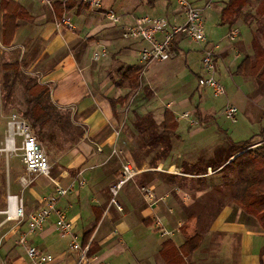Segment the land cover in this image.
<instances>
[{
  "label": "crops",
  "instance_id": "0c3cea01",
  "mask_svg": "<svg viewBox=\"0 0 264 264\" xmlns=\"http://www.w3.org/2000/svg\"><path fill=\"white\" fill-rule=\"evenodd\" d=\"M12 1L22 6L27 16L17 19L10 43L4 44L5 10L0 7V54L5 62H20L25 75L47 85L52 101L68 115L71 125L65 140L60 141L62 149L48 151L49 177L27 172L18 149L21 139L16 137L17 149L7 152L3 149L6 136L1 134L0 152L6 160L4 165L0 161V264H32L19 242L21 238L26 245L52 255L51 264L77 263L79 253L69 249V235H59L54 216L37 232H29L26 221L41 207L42 199L54 193L56 185L69 184L73 185L72 191L61 197L58 205L71 221L77 241L89 243L88 256L95 257L92 264H164L159 253L164 241L170 240L180 250L197 233L202 236L198 247L186 257L179 252L186 264H264V230L240 205L228 200L207 222L204 213L199 215L200 204L194 199L206 192L215 193V197L218 191L223 193L221 182H211L216 176L221 177L220 169L238 153L228 157L230 143L225 140L226 147L216 157L209 155L214 148H206L200 154L202 162L190 159L189 154H177L178 144H183V150L196 145L183 136L181 118L191 135L205 131L209 123L216 125L206 96L210 89L198 85L203 75V45L177 33L170 59L144 63L140 51L145 43L121 37L120 25L132 24L144 15L164 16L167 29L183 24L185 16L175 0H101L99 6L81 0H51L50 4L43 0ZM189 1L201 11L204 26L208 18L214 20V26L205 30V37L217 45L216 78H227L237 88L235 79L241 78L253 89L252 93L262 92L251 100L256 116L247 106L250 94L246 101L240 98L235 102L250 127L248 135H241L236 128L230 136L217 125L214 137L229 138L234 143L251 136L264 138V86L254 77L234 74L243 58L253 54V25H245L242 19L232 25L220 24V11L227 0ZM106 10L119 16L120 22L112 23L104 14ZM63 16L71 22L72 29L59 23ZM242 27L244 40L240 38ZM232 30L236 31V38L231 42ZM162 37V32L157 35L158 40ZM103 48L104 54L94 59V52L101 53ZM127 68H142L141 89L130 91L126 83H116L118 71ZM19 87L20 84L14 88L13 97L19 94ZM143 89L152 96L140 100ZM127 93L126 103L113 104ZM22 96L24 99L25 93ZM179 106L188 108L184 113L189 112V118L177 116ZM165 110H170L178 120V138H172L168 155L159 157L153 151L148 155L149 162L138 166L133 156L138 137L135 114L151 113L156 130L161 132L159 124ZM5 112L21 114L9 107ZM190 119L198 123L192 125ZM203 145L216 146L215 138ZM126 162L144 171L122 187L117 197L121 207L118 209L110 205V187L120 177ZM191 177L200 179L202 187L192 189L188 184ZM142 187L148 188L150 195L141 191ZM8 195L17 196L23 203L25 217L21 221L6 219ZM203 207L208 210V206ZM206 224L208 227L202 229ZM164 230L168 233L164 234Z\"/></svg>",
  "mask_w": 264,
  "mask_h": 264
},
{
  "label": "trees",
  "instance_id": "16d2710c",
  "mask_svg": "<svg viewBox=\"0 0 264 264\" xmlns=\"http://www.w3.org/2000/svg\"><path fill=\"white\" fill-rule=\"evenodd\" d=\"M252 1L227 0L225 7L220 11L219 23L232 25L240 18L246 21L249 14L244 9ZM0 7L5 10L2 39L4 44H9L18 25L17 19L21 16H27V14L22 6L12 0H1ZM259 33L262 39L255 32L252 33L251 47L253 54L246 55L243 58L234 74L254 77L264 83V29L259 30ZM22 67L23 65L17 61L1 64L3 74L1 75L0 94L3 107H8L13 98L14 88L16 85L21 84L25 93V109L21 112V116L31 124L38 141L42 142L46 137H49V132L54 127L62 132L69 129L71 121L68 115L60 112L52 101L50 88L45 84H39L36 78L25 75ZM141 73L142 68L137 70L132 68L120 69L116 83L120 85L126 83L130 91L137 88L141 89ZM143 94L146 98L152 96L150 91L144 89ZM127 99L128 93L119 97L113 104L123 105ZM159 126L162 129L161 132L156 130L151 113L135 114L134 127L138 133L135 140L137 152L143 151L146 156L153 151L159 157L168 155L171 151L172 138H178L176 134L178 120L170 110H165L163 120ZM255 138L256 136H251L247 140L235 143L227 138L230 143L228 157L238 154L220 169L222 180L220 185L223 186L225 198L240 205L244 213L252 217L264 230V138L259 136V146L254 148L252 146ZM135 152L133 151L134 158ZM141 162L143 161L138 160L136 164L140 166ZM193 169L195 167L190 170ZM201 238V233L195 234L186 247L180 250L170 240L164 241L159 251L164 264H186L181 254L186 257L192 253L198 247Z\"/></svg>",
  "mask_w": 264,
  "mask_h": 264
},
{
  "label": "built area",
  "instance_id": "2783aa9c",
  "mask_svg": "<svg viewBox=\"0 0 264 264\" xmlns=\"http://www.w3.org/2000/svg\"><path fill=\"white\" fill-rule=\"evenodd\" d=\"M43 1L48 4L51 3V0ZM81 1L90 6H99L101 0ZM175 2L177 8L185 16L183 24H173L170 29H167L168 22L164 16L144 15L132 24L120 25L121 37L124 39L143 41L145 45L140 51V59L144 63H149L152 61H165L170 59L173 56L172 41L175 34H185L189 40L203 45L201 57L203 75L199 77L198 85L210 89L214 97L224 96L226 93L225 88L216 78L217 45L206 40L204 19L201 11L195 8L189 0H175ZM104 14L112 23L120 22L119 16L112 11L106 10ZM59 23L65 25L68 29H72L73 27L71 22L64 16L60 19ZM161 32L163 33V37L158 40L157 35ZM235 38L236 31L232 30L229 34V40L232 42ZM104 51L105 49L103 48L101 53L94 52L93 58L97 59L100 55L104 54ZM237 113L238 108L235 105H227L223 109V115L231 122H236ZM181 117L189 118L190 113L185 112L181 114ZM190 123L193 125L196 121L190 119ZM16 137L21 139V144L18 149L21 151V159L26 171L30 174L49 177L50 164L48 158L41 144L38 142L31 124L19 114H11L6 122V137L3 149L7 152L15 151V149H17L15 146ZM143 171V168L136 167L130 162H126L122 165L120 177L115 184L110 187V205H114L118 209H121L117 201L120 190L128 182L134 181ZM72 189V184L67 186L56 185L54 193L44 197L41 207L30 214L26 219L28 231L37 232L41 230L44 223L47 222L51 216H54L55 226L59 235H69L71 238L69 249L79 253L76 264H92L95 261V257L93 256L90 258L88 256L90 248L89 243L83 245L77 241L76 234L72 230L71 221L67 218L64 209L58 205L59 199L72 191ZM140 190L150 195V190L148 188L142 187ZM4 213L6 214V219L21 221L25 217L23 203L17 196L8 195L7 208ZM163 233L167 234L168 232L164 230ZM19 242L24 247L26 256L32 264H51L54 261L52 255L36 247L26 245L24 238H21Z\"/></svg>",
  "mask_w": 264,
  "mask_h": 264
},
{
  "label": "rangeland",
  "instance_id": "374dc122",
  "mask_svg": "<svg viewBox=\"0 0 264 264\" xmlns=\"http://www.w3.org/2000/svg\"><path fill=\"white\" fill-rule=\"evenodd\" d=\"M244 11H246L249 15L246 18V21L243 18H240V19L243 20L245 25H248V23L252 24L253 28H254V32L256 30V32H255L256 35L260 39H262L261 34L259 33V30L264 29V2H262V0H253L250 5L245 7ZM242 20H240L239 23H242ZM212 26H214V20L212 18H208L206 20V23H205V30L209 27H212ZM223 31L226 32L227 29L224 28ZM245 35H246L245 29L242 27L240 38L242 40H244L246 38ZM262 43H263V41H262ZM5 61H6V58L4 57V55L0 54V84L2 81L1 75L3 74L1 64ZM220 81L226 90L227 96L224 95V96L214 97L209 90L205 89V90H207L206 96H207L208 104L211 105V112L215 116V119H216L215 120L216 125L213 123H209L205 126V127H207V129L205 131H202L201 133H198L195 135L188 134V128H187L188 125H187L185 119H182L181 115H180V114H182V112L184 113V111L188 108L183 107V106H179V108L177 110L178 111L177 116L178 117L180 116L181 119L179 120V122H180L181 126L184 127L182 134L185 138H187L186 139L187 142L190 141L192 143H196V145L192 146L193 149L183 150V144H181V145L178 144L179 146L177 145V147H178L177 148V154H180V155L189 154L190 159L194 160L196 158L194 161L202 162V160L204 158H200V156L202 154H204L203 151L206 148H214L212 150L211 154H210L211 151L209 150L210 157H216L217 155L222 153V151H223L222 149L224 147H226V144H227L226 142L228 141V139L227 138L224 139L222 137H214L213 132L214 133L216 132L217 125L219 127H221L223 130H225L228 133V135H230V136L232 135V131L235 130L236 128H238L240 130L239 132L241 135H243V133H245L244 135H248L250 127L245 122V115L242 113V110L240 109V107L237 104H235V102L240 101V98L243 100V102L246 101L248 98L247 95L250 94L249 98H248L247 106H248L249 111L253 114V116H256L257 113L255 111H253V109H255V108H254V106H252L251 100L256 98L260 93L262 94V92H259L258 90H254V92L252 93L253 89L250 87L249 84H245V81H243L241 78L235 79L236 84L239 85V88L234 86L233 83L230 82V80H228L227 78L222 77V78H220ZM259 84L261 87L264 86L263 82H260ZM21 94L24 95L22 85H21V87H19V94H17V96L15 94V97L12 98L11 103L8 105V107L10 109L20 111V112H22L25 109V102H24L23 96ZM143 95L144 94H142V96H140V98H141L140 100H143V98H144ZM262 98H264V97H262ZM227 105H235L239 109L238 113H237L236 122H231L230 120L225 119V117L221 114L223 112L224 107ZM0 106H1L0 107L1 108V110H0V122H1L0 136H1V134H4V133L6 136V132H4L5 131V122H7L9 116L11 114H14V113L9 112V114H8L5 112V108L3 107V104L1 101V94H0ZM16 114H18V113H16ZM144 114H146V113H144ZM197 123L198 122H196L193 125H196ZM54 128L52 131L49 132V137H46L45 140L42 142L38 141L39 143H41V146H42L47 158H49L48 156L51 154L48 152L50 149H53L54 151H56L57 149H62L61 147L63 146V144H60V141L65 140L64 137L67 135V132H69V129L62 132L59 129H57V128L54 129ZM216 135H217V133H216ZM220 136H222V135H220ZM214 138H215L216 146L208 145V147L207 146L205 147L203 145V143L214 140ZM225 140H226V142H225ZM259 140H260V138H255V140L253 142L254 143L253 146L254 145H256V146H254V148L259 146V144H258ZM1 146L2 145H0V147ZM136 146H133L134 149ZM148 157L149 156L146 157V155L143 154V151L142 152L141 151L135 152L136 163H138V160L139 161L142 160L143 162H149ZM0 158H1L0 161L4 165V162L6 160V156L4 154H2V152H0ZM143 162H141V164ZM150 164H153V163L150 162ZM190 179H191V181L188 184L192 189L197 187V186H199L201 188L202 185L204 184L203 182H200V179H198L196 177H191ZM220 179H221V177L219 178V176H216L214 179L215 181L214 182L212 181L213 183L211 182V184H215V183L218 184L219 182H221ZM3 181H5V177L3 178ZM222 192H224V190ZM223 194L224 193L220 194L218 191V193L216 195L218 197H215V193H213V192H206L200 198H196L194 196L195 202L198 205L200 204V207H199V209H200L199 213L200 214L199 215H202L204 213L205 214L204 217L207 220V222H208V220L211 219L210 216H212L213 213H215L216 211H218L220 209V206L222 204L228 203L229 199L225 198V196ZM203 205L208 206V210L206 208H204ZM206 227H208L207 224L202 226L201 228L203 229Z\"/></svg>",
  "mask_w": 264,
  "mask_h": 264
},
{
  "label": "water",
  "instance_id": "95a60500",
  "mask_svg": "<svg viewBox=\"0 0 264 264\" xmlns=\"http://www.w3.org/2000/svg\"><path fill=\"white\" fill-rule=\"evenodd\" d=\"M232 160V159H231Z\"/></svg>",
  "mask_w": 264,
  "mask_h": 264
}]
</instances>
